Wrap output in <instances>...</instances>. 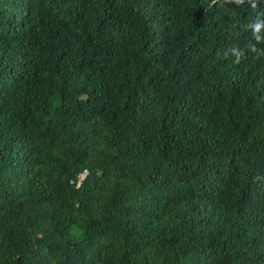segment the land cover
I'll list each match as a JSON object with an SVG mask.
<instances>
[{
  "label": "trees",
  "instance_id": "obj_1",
  "mask_svg": "<svg viewBox=\"0 0 264 264\" xmlns=\"http://www.w3.org/2000/svg\"><path fill=\"white\" fill-rule=\"evenodd\" d=\"M0 264H264V0H0Z\"/></svg>",
  "mask_w": 264,
  "mask_h": 264
},
{
  "label": "clouds",
  "instance_id": "obj_2",
  "mask_svg": "<svg viewBox=\"0 0 264 264\" xmlns=\"http://www.w3.org/2000/svg\"><path fill=\"white\" fill-rule=\"evenodd\" d=\"M253 7H255V5H253ZM261 27H262V25L257 24V25H256V31H259Z\"/></svg>",
  "mask_w": 264,
  "mask_h": 264
}]
</instances>
